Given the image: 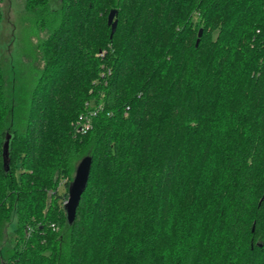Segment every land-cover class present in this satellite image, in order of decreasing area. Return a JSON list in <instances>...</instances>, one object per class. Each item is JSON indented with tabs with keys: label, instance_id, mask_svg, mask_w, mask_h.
<instances>
[{
	"label": "trees",
	"instance_id": "obj_1",
	"mask_svg": "<svg viewBox=\"0 0 264 264\" xmlns=\"http://www.w3.org/2000/svg\"><path fill=\"white\" fill-rule=\"evenodd\" d=\"M25 9L29 92L10 95L0 52V264H264V0Z\"/></svg>",
	"mask_w": 264,
	"mask_h": 264
},
{
	"label": "rangeland",
	"instance_id": "obj_2",
	"mask_svg": "<svg viewBox=\"0 0 264 264\" xmlns=\"http://www.w3.org/2000/svg\"><path fill=\"white\" fill-rule=\"evenodd\" d=\"M53 5L58 0H50ZM0 52L4 75L8 81L9 93L12 96L13 89L30 91L35 76L28 62L31 44L36 42L37 28L32 23V15L25 9V0H0ZM21 129L22 122L14 124ZM15 224V216H12L10 229ZM6 245V244H5Z\"/></svg>",
	"mask_w": 264,
	"mask_h": 264
},
{
	"label": "water",
	"instance_id": "obj_3",
	"mask_svg": "<svg viewBox=\"0 0 264 264\" xmlns=\"http://www.w3.org/2000/svg\"><path fill=\"white\" fill-rule=\"evenodd\" d=\"M117 10L115 8L111 9L108 22L112 26L111 36L114 34L118 19L116 18ZM202 28L199 30V35L196 40L198 44L200 36L202 34ZM11 138V132L7 131L5 133L3 143H2V163L3 169L8 171L10 168V149L9 143ZM92 156L90 154L85 155L80 161H78L72 180L69 183L67 190V198L64 203L65 213L67 222L71 223L74 220L76 208L78 203H80L83 192L85 191L92 167Z\"/></svg>",
	"mask_w": 264,
	"mask_h": 264
},
{
	"label": "built area",
	"instance_id": "obj_4",
	"mask_svg": "<svg viewBox=\"0 0 264 264\" xmlns=\"http://www.w3.org/2000/svg\"><path fill=\"white\" fill-rule=\"evenodd\" d=\"M96 112V109H92L91 114L93 115ZM91 126V116L84 115L80 120V124H78V128L81 130H86Z\"/></svg>",
	"mask_w": 264,
	"mask_h": 264
}]
</instances>
